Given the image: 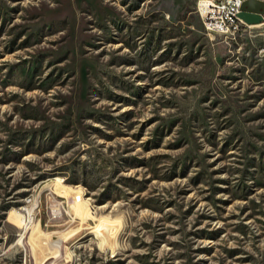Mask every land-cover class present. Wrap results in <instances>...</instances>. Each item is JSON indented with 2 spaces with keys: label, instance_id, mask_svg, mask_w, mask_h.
<instances>
[{
  "label": "rangeland",
  "instance_id": "obj_1",
  "mask_svg": "<svg viewBox=\"0 0 264 264\" xmlns=\"http://www.w3.org/2000/svg\"><path fill=\"white\" fill-rule=\"evenodd\" d=\"M198 2L0 0V264H264V22Z\"/></svg>",
  "mask_w": 264,
  "mask_h": 264
},
{
  "label": "built area",
  "instance_id": "obj_2",
  "mask_svg": "<svg viewBox=\"0 0 264 264\" xmlns=\"http://www.w3.org/2000/svg\"><path fill=\"white\" fill-rule=\"evenodd\" d=\"M264 1V0H262ZM243 0H199L197 10L208 35L234 37L242 30L236 29V22H243L241 13ZM249 27L245 24V29ZM35 205L28 202L18 208V216H29V224L34 220Z\"/></svg>",
  "mask_w": 264,
  "mask_h": 264
},
{
  "label": "water",
  "instance_id": "obj_3",
  "mask_svg": "<svg viewBox=\"0 0 264 264\" xmlns=\"http://www.w3.org/2000/svg\"><path fill=\"white\" fill-rule=\"evenodd\" d=\"M238 17L248 26L262 24L264 22V1L243 0Z\"/></svg>",
  "mask_w": 264,
  "mask_h": 264
},
{
  "label": "bare ground",
  "instance_id": "obj_4",
  "mask_svg": "<svg viewBox=\"0 0 264 264\" xmlns=\"http://www.w3.org/2000/svg\"><path fill=\"white\" fill-rule=\"evenodd\" d=\"M242 27H245L244 22H236V29L241 30ZM21 222L24 225V234L29 233L32 229H34V222H30L29 224V216H21ZM33 231V230H32ZM32 233V232H31ZM61 251H53L51 252V258H58L60 256ZM64 254V253H63Z\"/></svg>",
  "mask_w": 264,
  "mask_h": 264
}]
</instances>
